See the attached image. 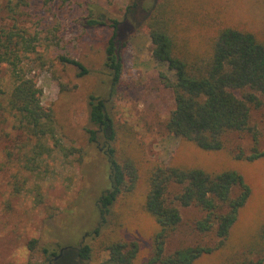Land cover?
I'll return each mask as SVG.
<instances>
[{
    "label": "rangeland",
    "instance_id": "obj_1",
    "mask_svg": "<svg viewBox=\"0 0 264 264\" xmlns=\"http://www.w3.org/2000/svg\"><path fill=\"white\" fill-rule=\"evenodd\" d=\"M155 1L0 0V28L16 27L38 39L34 52L26 54L20 67L23 74L37 82L41 104L53 111L56 138L74 153L68 158L55 149L44 154L38 174L23 168L35 141L15 128L14 117L7 109L14 81L10 68L1 65L0 264H26L29 242L34 239L39 248L62 251L53 263L45 262L37 252L38 261L44 264H99L107 257L99 248L100 241L136 238L141 262L157 231L143 208L147 179L157 164L200 167L207 172L233 169L250 188V197L239 212L223 253L202 256L194 264H223L234 254L254 260L264 258V252L252 245L264 229V158L254 163L234 159L239 151L250 153L253 135L258 149L264 150V97H260L262 106L250 112L251 130L228 134L219 153L201 152L172 136L165 124L174 110V99L162 75L168 81H173L174 76L166 66L152 60L150 38L145 28L138 26L146 16L141 9L152 7ZM207 1L219 7L225 20L264 35V0ZM135 2L143 7L136 9L133 18L126 9ZM90 15L118 21L122 37L129 40L122 53V82L112 94L110 73L104 66L111 29L84 26L83 21ZM62 56L80 62L87 73L79 76L76 67L61 62ZM234 94L240 98L242 91ZM90 95L107 100L117 132V157L132 158L138 168L134 191L114 205L102 229L104 235L98 239L92 234L98 221L96 203L108 187L109 166L100 147L89 142L88 131L95 129L89 121ZM45 144L53 148L52 141ZM17 184L21 185L19 192ZM36 191L41 194V203L36 201ZM179 211L181 223L166 242V254L182 247L218 243L212 233L204 236L194 230V223L204 216L202 211L194 207H179ZM85 244L94 248L89 261L70 263V256L64 259L67 251Z\"/></svg>",
    "mask_w": 264,
    "mask_h": 264
},
{
    "label": "trees",
    "instance_id": "obj_2",
    "mask_svg": "<svg viewBox=\"0 0 264 264\" xmlns=\"http://www.w3.org/2000/svg\"><path fill=\"white\" fill-rule=\"evenodd\" d=\"M140 7L143 6L135 2L126 13L134 18ZM141 10L146 16L138 26L145 28L150 38L152 60L166 66L174 76L173 81H168L162 75L174 99V110L165 124L167 131L201 152H221L228 134L251 130L250 112L262 106L264 35L225 20L219 7L207 0H156L152 7ZM104 17L90 15L83 25L111 29L104 66L110 73L112 94L122 82V53L129 40L122 37L118 21ZM37 41L36 36H29L16 27L11 30L0 28V66L10 68L14 81L7 97V109L14 117L15 128L35 141L23 163V168L33 174L39 173L41 157L54 149L63 158L74 154L56 138L53 111L41 104L37 82L32 76L23 74L20 67L26 54L34 52ZM60 60L76 67L79 76L87 73V69L74 59L62 56ZM235 91H242V96L236 97ZM3 95L0 84V97ZM88 105L89 121L95 127L88 131L89 142L100 147L109 166L108 187L96 203L98 221L92 234L98 239L104 235L102 229L112 215L114 205L134 191L138 168L132 158L117 157V132L107 100L90 95ZM47 140L53 142V148L45 144ZM252 140L250 153L237 152L234 155L236 161L254 163L264 158V150L258 149L255 135ZM20 187V184L16 185V192ZM250 192L243 177L233 169L207 172L200 167L157 164L148 176L143 204L157 227L148 253L139 262L141 248L136 238L105 239L100 241L99 248L107 257L99 264H194L202 256L223 253ZM36 199L41 203L39 191H36ZM179 207L202 211L204 216L194 223V230L204 236L212 233L218 243L215 246L182 247L166 254V242L181 223ZM253 244L259 252H264V229ZM29 248L30 258L26 264H44L38 261L37 252L49 263H53L60 253L39 248L35 239L29 242ZM67 252L64 259L69 260L70 256V263L89 261L94 248L85 244ZM263 262L264 258L260 256L254 260L234 254L223 264Z\"/></svg>",
    "mask_w": 264,
    "mask_h": 264
},
{
    "label": "water",
    "instance_id": "obj_3",
    "mask_svg": "<svg viewBox=\"0 0 264 264\" xmlns=\"http://www.w3.org/2000/svg\"><path fill=\"white\" fill-rule=\"evenodd\" d=\"M62 255V251H60L59 255L57 257L54 258V261H56L58 258H60Z\"/></svg>",
    "mask_w": 264,
    "mask_h": 264
}]
</instances>
